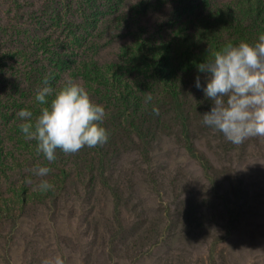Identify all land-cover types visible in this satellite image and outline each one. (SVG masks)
I'll use <instances>...</instances> for the list:
<instances>
[{
  "label": "rangeland",
  "instance_id": "374dc122",
  "mask_svg": "<svg viewBox=\"0 0 264 264\" xmlns=\"http://www.w3.org/2000/svg\"><path fill=\"white\" fill-rule=\"evenodd\" d=\"M0 264H264V0H0Z\"/></svg>",
  "mask_w": 264,
  "mask_h": 264
},
{
  "label": "trees",
  "instance_id": "16d2710c",
  "mask_svg": "<svg viewBox=\"0 0 264 264\" xmlns=\"http://www.w3.org/2000/svg\"><path fill=\"white\" fill-rule=\"evenodd\" d=\"M66 99H67V103L70 104L69 107H71L73 105V101H70L69 96L67 94H66Z\"/></svg>",
  "mask_w": 264,
  "mask_h": 264
}]
</instances>
